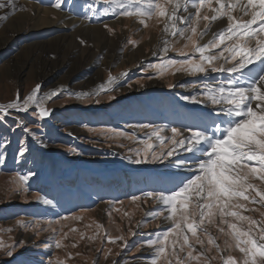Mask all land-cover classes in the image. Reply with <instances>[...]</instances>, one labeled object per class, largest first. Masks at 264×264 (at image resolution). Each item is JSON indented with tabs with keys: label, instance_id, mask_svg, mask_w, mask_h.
Segmentation results:
<instances>
[{
	"label": "rangeland",
	"instance_id": "1",
	"mask_svg": "<svg viewBox=\"0 0 264 264\" xmlns=\"http://www.w3.org/2000/svg\"><path fill=\"white\" fill-rule=\"evenodd\" d=\"M0 2L6 3L7 0ZM55 2L13 0L15 8L0 9V32L10 19L27 13L31 7L50 10L55 19L58 13L63 14L89 31L88 37L83 33L81 37L74 38L78 50H103L84 77L87 79L100 72L101 86L107 84L110 76L119 81L115 86H105L109 91H103L102 87L80 94L76 87L83 83V76L66 83L75 57L47 80L39 81L37 68L44 61L54 58H28L29 49L32 46H52L57 37L72 36L76 32L75 27H56L40 33L28 31L21 37V42L11 43L0 53V105L14 102L17 97L22 102L39 85L41 92L37 94V99L50 97L43 103L51 113L47 118H38L35 104L27 113L13 111V116L23 118L33 133L31 136L12 118L0 121V139L10 141L6 148L0 147L5 154L3 162H0V244L5 245L0 248V264H152L156 253L155 247H150L149 243L171 228L172 221L165 219L167 212L162 211L165 207L162 203L143 194L149 191L170 192L186 178L194 177L196 172L194 162L179 163L190 155L183 149H178L173 157L162 161H153L151 157L147 163L132 161L137 158L138 152L144 150V141L154 145L152 152L158 154L162 150L155 137L148 140L152 128H204L211 124L216 117L208 113L218 106L192 103L182 97L203 99L204 85L215 86L228 74L210 71L207 74L190 75L174 71L162 74L160 69L153 67L169 59H186L193 54L190 45L184 47L186 39L169 33L170 37L165 35L169 37L166 39L169 51L165 53L161 48L153 57L149 56L162 37L166 16L143 18L142 24L139 16L120 15L123 9L117 4L121 0H63L61 9L52 6ZM122 2L127 4L128 0ZM159 2L165 4L167 12L171 13L172 5L167 0ZM179 2L183 7L185 0ZM221 2L234 5L231 14L238 23L251 19V9H247L248 15L244 14L247 0ZM212 7H218L215 0H212ZM204 15H217L218 18L205 21L202 19ZM179 16H191L188 25L194 24L198 34L207 33L202 38L194 36L200 46L211 41L229 24L227 16L213 13L207 7L200 10L198 18L192 0H188L187 11L183 7ZM185 26L177 22V27ZM191 34L189 28L185 35ZM259 38L264 39V36ZM74 39L67 37L65 41L69 43ZM247 39L249 47L256 46V37ZM223 47L212 49L210 54H218ZM182 49L186 56L180 55ZM106 52H115L117 60L114 65H105ZM137 53L149 58L142 60L132 56ZM195 58L199 59L198 54ZM225 67L231 65L226 64ZM249 67L255 75L264 65L257 63ZM54 90L57 95L51 96ZM110 96L114 99L110 100ZM256 103L252 102L254 108ZM141 124L152 127L142 129L138 127ZM170 135V131L161 133L162 137ZM22 143L28 151L19 157ZM171 147L166 140L163 151ZM177 163L180 165L174 166ZM179 170L186 171L185 175L179 174ZM251 182L264 190L260 181ZM120 183L123 184L121 192L103 194L106 189L115 190L117 186L119 189ZM251 195L255 196V193ZM37 196L41 199L37 200ZM134 196L141 199L134 201ZM256 199L259 200L258 197ZM239 202L247 209L239 210L242 215L264 224V205ZM196 219L199 220V217ZM226 219L236 222L231 217ZM219 220L218 215L211 222L206 218L203 231L198 233L204 242L203 248L192 241L196 251H205L208 264H223L221 257H242L234 242L220 232L221 227L225 232L228 229ZM188 235L191 236L190 233ZM208 236L219 245L220 252L208 245ZM108 237L115 239L116 243H109ZM58 240L61 242L59 248L56 246ZM226 241L232 246L229 247ZM8 251L11 255L7 254ZM168 251L171 252V248ZM180 255L186 256V251ZM160 264H166V261L162 260ZM172 264H175L174 259Z\"/></svg>",
	"mask_w": 264,
	"mask_h": 264
},
{
	"label": "snow or ice",
	"instance_id": "2",
	"mask_svg": "<svg viewBox=\"0 0 264 264\" xmlns=\"http://www.w3.org/2000/svg\"><path fill=\"white\" fill-rule=\"evenodd\" d=\"M62 2L63 0H56L52 6L61 9ZM215 2L218 7H212V0H192V6L196 9L198 18L200 10L207 7L213 13L227 16L229 21L225 30L215 34L214 38L203 46L198 45L194 36L202 38L207 33L198 34L194 24L188 25L187 21L191 19V16L184 18L177 14L181 8L179 0H167V3L172 5L171 13L167 12L165 4L159 0H128L127 4L121 0L117 4V7L123 9L120 15L139 16L142 18L140 21L142 24L144 23L143 18H151L153 15L166 16L164 32L186 39L185 48L191 46L192 56L180 60L169 59L161 64L153 65L160 69L162 74L166 71L183 72L190 75L207 74L209 71L228 74L215 86L205 84L203 99L182 97L192 103H210L213 106H218L208 113L209 116L216 117L211 124L204 128H185L183 126H173L170 129L152 128L148 140L155 137L162 150L158 154L152 152L154 145L144 141V150L138 152L137 158L132 161L136 164L147 163L149 157L153 161H162L173 157L178 149H183L190 155L179 163L192 164L194 162L196 172L194 177L186 178L170 192L149 191L143 194L147 198L162 203L165 206L162 211L167 212L165 219L172 221L171 228L157 240L149 243L150 247H155L156 253L152 264H160L162 260L166 261V264H172L173 259L175 264H193V262L208 264L205 251H196L192 241L194 240L195 244H200L203 248L204 242L198 233L203 231L202 225L206 218L211 222L217 215L220 218L219 223L226 224L228 229L225 232L221 227L220 232L229 237L234 242V247L242 254L241 259H235L232 256L221 257L223 264H264V224L242 215L239 211L240 209L247 210L245 205L239 201L264 205V190L251 182L257 180L264 184V67L255 75L252 74L249 67L257 63L264 65V39L259 38L264 36V0H247L244 14L248 15L247 9H251V19L243 23L234 20L231 14L234 8L233 4L225 5L221 0H215ZM183 7L184 11H187L188 0H185ZM4 8H15L13 0H7L6 3L0 2V9ZM217 18V15L202 17L205 21L210 19L215 21ZM177 22L186 26L179 28ZM189 28L192 34L186 36ZM252 37L257 38L255 47H249L247 38ZM226 41L232 43L228 44ZM167 43L164 41L163 51L165 53L169 51ZM221 45L224 47L218 54H210L212 49L220 48ZM197 54L199 59L195 58ZM180 55L186 56L187 53L182 49ZM218 61H222V63H217ZM226 64H230L231 67H225ZM246 69L247 71H245ZM107 83H114V79L110 76ZM39 87L37 85L36 89H33L22 102L17 97L14 102L0 105V121L12 118L26 134L33 135L23 118L13 116L12 113L13 111L27 113L30 106L35 104L37 109L35 115L38 118L49 117L51 113L44 107L43 101L50 97L38 100ZM170 87H174V85H170ZM102 90L109 91L110 89L103 88ZM55 95L57 93L53 91L51 96ZM85 95L87 96V94ZM109 99H114V97L110 96ZM253 101L257 102L255 108L252 106ZM221 116L227 117V119H219ZM138 127L146 129L152 126L141 124ZM165 131H170L171 135L162 137L161 133ZM186 131L187 135H185ZM166 140L172 147L165 152L163 149ZM7 143L10 141L0 139V147L6 148ZM27 151L28 149L22 143L18 156L23 157ZM4 158V152L0 151V162H3ZM251 193H255V196H252ZM36 199L40 200L41 197L37 196ZM132 199L136 201L141 197L134 196ZM45 203H49V201H45ZM197 216L199 220L196 219ZM226 217H231L236 222L229 221ZM18 223L20 222L18 221ZM204 234L208 235L206 232ZM172 237H176V239L173 240ZM181 239L182 243H180ZM108 240L109 243H116V240L111 237H108ZM207 243L214 246L217 252L221 251L211 236H208ZM226 244L229 247L232 246L228 244V241ZM56 246L57 248L61 246L59 240L56 242ZM123 246L126 247V245ZM3 247L5 245L0 244V248ZM169 248H171V252L168 251ZM185 251L186 256L182 257L180 253ZM7 254L11 255V251H8Z\"/></svg>",
	"mask_w": 264,
	"mask_h": 264
},
{
	"label": "bare ground",
	"instance_id": "3",
	"mask_svg": "<svg viewBox=\"0 0 264 264\" xmlns=\"http://www.w3.org/2000/svg\"><path fill=\"white\" fill-rule=\"evenodd\" d=\"M182 8L183 7L181 6V8L178 10V13H177L178 15L182 11ZM57 16L58 18L55 19L54 13H52L50 10H45V9L41 10L38 7H31L27 11V13L16 15L15 17H13V19H10L5 26H3L4 28L2 29V32H0V53H3L6 50V47H8L11 43L21 42L20 41L22 40L21 37H23L24 33H28V31L31 33L33 32L40 33L47 29H55L56 27H58L59 29L75 27L76 32L72 36L62 35L61 37H57L55 39V43L52 46H44V45L43 46H32V48L29 49L28 58H31V57H34V58L45 57V59L54 58V59L49 60L50 62L47 60L44 61L43 63H41V66L37 68L38 73L36 74H38V76L40 77L39 81L41 82V81L47 80V78L52 73H54L58 69H61V67H63L70 58L75 57L76 59L74 62V67L72 71L70 70V73L66 77V83L72 81L73 78H76L78 76H83V80H84L83 83H81L80 85H78V87H76V89L79 90L80 94L81 93L84 94L86 92L91 93L93 91L101 89L102 87L105 88V86L107 87L115 86L118 79H115L116 80L114 81L115 84L114 83L112 84L104 83L105 85L101 86L100 85L101 83L99 82L100 72H98L97 74H94L93 76L88 77L87 79L84 77L85 72H87L88 69L93 68L96 57L98 55L103 54L102 53L103 50H98V51H90L88 49L78 50L77 45L75 43L76 40L74 38L81 37L83 33L85 36L88 37L89 35L88 29L87 28L84 29V27L81 24L77 23V21L74 22L75 20L73 21V19L69 20L63 14L58 13ZM165 35L169 36V33L163 32L162 37L158 40V43L155 44L156 46L153 49L154 51H152L149 56L152 55L153 57L155 54H157V52H160L159 50H161V48L163 50V48L165 47L164 41H166V39L170 37V36L167 37ZM67 37H71L74 40L69 43H66L65 40ZM114 53L113 54H109L107 52L105 53V56H106L105 65L106 66L114 65L116 63L117 57L115 56ZM132 56L133 57L137 56L139 57V59L145 58V60L149 58L148 56L142 57L140 53H137L136 55L132 54ZM59 58L61 60H59ZM48 88H51V86H49ZM64 88H66V86H64ZM40 92L41 90L39 89L38 94H40ZM192 122H193V119H192ZM178 165L180 164L177 163L174 166H178ZM193 167H194V163H193ZM180 172L181 173L179 174H182L183 176L185 175L186 171H180ZM122 185L123 184L120 183L119 189L117 186L115 190L106 189L105 191L103 190L102 192L103 194H108L110 192L112 194L113 193L116 194L118 191L121 192L122 187H123Z\"/></svg>",
	"mask_w": 264,
	"mask_h": 264
}]
</instances>
